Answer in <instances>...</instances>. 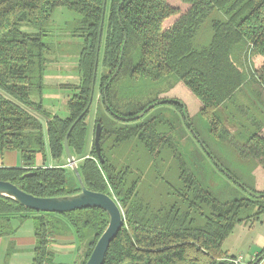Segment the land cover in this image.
I'll return each mask as SVG.
<instances>
[{"label":"trees","instance_id":"16d2710c","mask_svg":"<svg viewBox=\"0 0 264 264\" xmlns=\"http://www.w3.org/2000/svg\"><path fill=\"white\" fill-rule=\"evenodd\" d=\"M178 1L184 8L170 0H0V152L17 150L24 162L0 166V179L40 197L80 191L68 161L46 163L47 148L54 160L67 158L68 136L86 187L110 194L123 211L104 264H236L225 240L237 225L264 218V190L243 184L254 194L222 201L203 183L168 114V106L187 114L173 92L183 83L201 101L214 137L264 170V0ZM58 6L82 14L71 29L84 38L80 82L62 84L74 90L66 117L43 105L55 47L44 27ZM30 108L47 119L46 132ZM109 219L99 207L46 212L0 195V236L34 224L32 264H48L49 236L68 229L80 245L76 264H86Z\"/></svg>","mask_w":264,"mask_h":264},{"label":"rangeland","instance_id":"374dc122","mask_svg":"<svg viewBox=\"0 0 264 264\" xmlns=\"http://www.w3.org/2000/svg\"><path fill=\"white\" fill-rule=\"evenodd\" d=\"M170 1L177 3L181 8L185 6L180 4L178 0ZM81 17L82 14L77 11L58 6L44 27V40L55 47L48 55L51 62L44 77L43 105L62 117L69 114L67 100L74 92L73 89L62 86V84L68 83L72 86L71 84L80 82L78 64L84 38L74 35L71 26ZM97 91L98 88H96V93ZM173 92L185 104L187 112L184 115L178 108L168 106V114L178 127L176 140L192 160L197 171L200 172L203 183L222 201L241 196H251L253 190L250 191L249 188L263 191L264 170L262 167L252 159L241 157L230 144L214 137L210 131L208 119L201 114V101L188 87L180 83ZM100 103L99 94H97L88 117L90 126L89 147L93 143L96 110ZM260 107L264 109V105ZM30 110L36 112L31 108ZM216 112L225 118L230 129L234 131L235 126L232 125L231 119L229 120L228 112L221 107ZM36 114L46 127L47 119L37 112ZM210 151L212 155L209 153ZM63 160L68 161L66 157ZM67 165L71 168L69 161ZM222 166L229 168L235 175H238L239 179ZM226 247L227 245L225 249Z\"/></svg>","mask_w":264,"mask_h":264},{"label":"crops","instance_id":"0c3cea01","mask_svg":"<svg viewBox=\"0 0 264 264\" xmlns=\"http://www.w3.org/2000/svg\"><path fill=\"white\" fill-rule=\"evenodd\" d=\"M63 159L65 157L58 161L54 160L49 148H47L46 163L53 165L65 161ZM41 163L42 157L39 154L36 165ZM23 164L19 151L5 150L0 152V166L14 167L23 166ZM35 245L34 224L32 220H27L20 225L14 234L0 236V264H5L10 250L8 264H32ZM223 246L229 255L234 257L242 256V264L254 261L264 248V218L251 224L243 223L237 225L232 234L225 240ZM48 247L52 253V259L48 264H76L79 260L80 245L75 233L70 229L63 234H51ZM259 264H264V258Z\"/></svg>","mask_w":264,"mask_h":264},{"label":"water","instance_id":"95a60500","mask_svg":"<svg viewBox=\"0 0 264 264\" xmlns=\"http://www.w3.org/2000/svg\"><path fill=\"white\" fill-rule=\"evenodd\" d=\"M102 127L98 123L95 133V147L100 155V136ZM65 150L71 167L75 171L81 190L75 193L40 197L30 194L11 181L0 179V195L11 198L20 204L39 211L46 212H68L88 207H99L109 214V223L104 232L99 237L86 264H104L107 251L111 242L117 237L124 225V215L122 208L117 200L108 193L90 190L86 187L84 180L79 172L77 162L70 150L68 136L65 139ZM254 194V193H253ZM264 258V254L258 256L253 264H259Z\"/></svg>","mask_w":264,"mask_h":264},{"label":"built area","instance_id":"2783aa9c","mask_svg":"<svg viewBox=\"0 0 264 264\" xmlns=\"http://www.w3.org/2000/svg\"><path fill=\"white\" fill-rule=\"evenodd\" d=\"M242 261H243V257L242 256L235 257V259H234V262L236 264H242Z\"/></svg>","mask_w":264,"mask_h":264}]
</instances>
